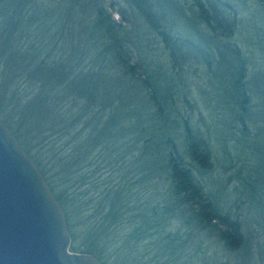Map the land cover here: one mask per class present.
Wrapping results in <instances>:
<instances>
[{
	"label": "trees",
	"instance_id": "16d2710c",
	"mask_svg": "<svg viewBox=\"0 0 264 264\" xmlns=\"http://www.w3.org/2000/svg\"><path fill=\"white\" fill-rule=\"evenodd\" d=\"M184 4L210 38L232 34L225 0H0V120L62 205L71 237L65 202L78 203L79 220L88 221L82 236L101 248L70 250L102 264H155L162 253V264H172L190 254L189 230L211 221L226 249L243 244L240 223L204 197L198 175L211 168L210 143L174 101L180 94L192 108L176 87L180 73L211 55L174 31L188 18ZM153 41L163 62L150 53ZM238 69L235 89L247 101ZM136 151L138 163L153 160L162 173L153 202L125 178L123 159Z\"/></svg>",
	"mask_w": 264,
	"mask_h": 264
},
{
	"label": "rangeland",
	"instance_id": "374dc122",
	"mask_svg": "<svg viewBox=\"0 0 264 264\" xmlns=\"http://www.w3.org/2000/svg\"><path fill=\"white\" fill-rule=\"evenodd\" d=\"M225 1L231 6L235 24L230 36L219 39L210 38L205 24L194 17L188 4H184L188 18L178 20L174 31L192 39L211 55L208 64L197 61L189 67L184 65L180 82L175 85L182 88L192 108L183 105L184 98L180 94L174 95V101L181 107L183 116H189L190 123L199 126L210 143L211 168L198 175L204 197L209 198L214 212L227 211L240 223L243 244L238 250L226 249L218 239L222 226L211 221L212 226L201 229L198 225L189 230L191 235L186 248L190 254L173 260L172 264H264V0ZM112 16L119 20L116 14ZM225 46L238 51H227ZM151 48L150 53L163 62L165 57L158 42L153 41ZM240 64L243 75L239 83L243 84L247 101L238 98L234 85ZM175 70L167 67L168 74ZM139 142L138 145L143 144V137ZM146 148L155 152L152 142ZM138 149H142L141 146ZM137 151L134 158L128 155L123 159V169L127 171L125 178L141 199L148 197L153 202L164 184L160 180L162 173L153 169L157 166L153 160L138 163ZM57 186L56 193H64L63 187ZM65 203L72 234L70 248L99 249L98 244L82 236L88 221L79 220L80 213L75 210L78 203ZM162 255L154 258L155 264H162L166 259L167 255Z\"/></svg>",
	"mask_w": 264,
	"mask_h": 264
},
{
	"label": "water",
	"instance_id": "95a60500",
	"mask_svg": "<svg viewBox=\"0 0 264 264\" xmlns=\"http://www.w3.org/2000/svg\"><path fill=\"white\" fill-rule=\"evenodd\" d=\"M0 264H102L70 250L61 204L0 120Z\"/></svg>",
	"mask_w": 264,
	"mask_h": 264
}]
</instances>
